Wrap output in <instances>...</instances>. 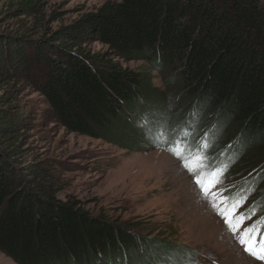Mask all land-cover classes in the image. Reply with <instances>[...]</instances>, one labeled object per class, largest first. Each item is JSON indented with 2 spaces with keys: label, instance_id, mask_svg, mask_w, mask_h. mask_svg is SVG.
Here are the masks:
<instances>
[{
  "label": "trees",
  "instance_id": "1",
  "mask_svg": "<svg viewBox=\"0 0 264 264\" xmlns=\"http://www.w3.org/2000/svg\"><path fill=\"white\" fill-rule=\"evenodd\" d=\"M38 7L21 0L14 13L32 16L33 27L0 32V251L17 264L141 263L131 229L60 198L54 167L22 160L37 114L19 100V85L67 132L142 149L159 129L140 128L137 112L158 115L162 98L150 76L122 63L147 61L214 111L220 131L242 139L236 149L263 162L264 0L106 1L57 29ZM185 253L157 251L156 260L185 264Z\"/></svg>",
  "mask_w": 264,
  "mask_h": 264
},
{
  "label": "rangeland",
  "instance_id": "2",
  "mask_svg": "<svg viewBox=\"0 0 264 264\" xmlns=\"http://www.w3.org/2000/svg\"><path fill=\"white\" fill-rule=\"evenodd\" d=\"M34 1L39 2L38 14L45 27L57 29L106 1L120 0ZM20 2L0 0V32L33 27L32 16L16 17L14 12ZM93 47L103 48L99 44ZM122 64L150 76L153 88L162 98L158 101V115H153L150 108L137 112L136 124L140 128L159 129L154 133V143L150 144L147 138L142 149H123L69 133L45 117L39 108V95L22 82L19 100L27 109L33 106L32 111L37 114V119L31 121L37 125H32L27 133L22 160L53 166L62 188L60 198L76 197L90 214L103 215L131 229L142 242L137 258L143 260L137 264H172L166 259L157 261V251L162 255L187 252L185 264H261L243 250L238 242L240 234H233L220 208H228L233 200L246 194L247 202L237 215L253 202L264 204V161H250L251 154L245 147L244 151L236 149L242 139L229 129L220 131L216 113L181 93L170 73L147 61ZM170 147L185 157L199 151L208 171H221L212 194L206 196L201 191L195 177L183 167V159L168 151ZM252 188L255 191L249 193ZM228 197L231 200L221 205ZM214 203L217 207H213ZM257 215H264V208ZM255 219L253 216L246 220L241 230ZM0 264L17 263L0 251Z\"/></svg>",
  "mask_w": 264,
  "mask_h": 264
},
{
  "label": "snow or ice",
  "instance_id": "3",
  "mask_svg": "<svg viewBox=\"0 0 264 264\" xmlns=\"http://www.w3.org/2000/svg\"><path fill=\"white\" fill-rule=\"evenodd\" d=\"M168 151L183 159V167L195 177L196 185L200 187L206 196L212 194L211 190L219 182V176L222 174L220 170L208 171L207 166L203 163L205 157L199 151L187 157L176 148L170 147ZM251 191H255V189H250L249 193ZM247 198L246 194L237 200H233L228 208L221 206L220 214L233 231V234H240L238 242L243 250L255 260L264 264V215H257L258 211L264 208V204L253 202V205H250L248 210L237 215L238 210L247 202ZM213 199L215 200V195H213ZM229 200H231V197L225 198L221 205L228 203ZM213 207H217V204L214 203ZM253 216L256 217L253 223L241 230L245 221L252 219Z\"/></svg>",
  "mask_w": 264,
  "mask_h": 264
}]
</instances>
